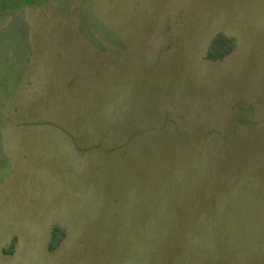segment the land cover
<instances>
[{"label": "rangeland", "instance_id": "rangeland-1", "mask_svg": "<svg viewBox=\"0 0 264 264\" xmlns=\"http://www.w3.org/2000/svg\"><path fill=\"white\" fill-rule=\"evenodd\" d=\"M0 264H264V0H0Z\"/></svg>", "mask_w": 264, "mask_h": 264}, {"label": "trees", "instance_id": "trees-1", "mask_svg": "<svg viewBox=\"0 0 264 264\" xmlns=\"http://www.w3.org/2000/svg\"><path fill=\"white\" fill-rule=\"evenodd\" d=\"M55 235H56V234H54V236H53V237H55ZM54 242H55V241L53 240V242H52V244H51V248H53V247H54Z\"/></svg>", "mask_w": 264, "mask_h": 264}]
</instances>
